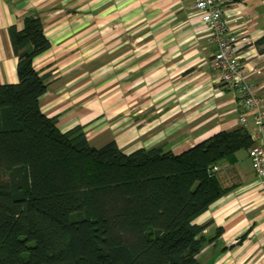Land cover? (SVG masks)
I'll use <instances>...</instances> for the list:
<instances>
[{
    "label": "crops",
    "instance_id": "1",
    "mask_svg": "<svg viewBox=\"0 0 264 264\" xmlns=\"http://www.w3.org/2000/svg\"><path fill=\"white\" fill-rule=\"evenodd\" d=\"M223 2L242 76L264 97V43H257L264 0ZM33 12L51 42L34 60L47 74L41 109L58 117L61 131L81 125L93 145L115 140L126 153L159 146L180 153L241 125L264 143L258 125L239 121L241 98L219 79L217 43L194 0H0V84L18 82L8 29ZM237 158L222 173L239 186L195 219L211 239L202 264H264V188L248 150Z\"/></svg>",
    "mask_w": 264,
    "mask_h": 264
},
{
    "label": "trees",
    "instance_id": "2",
    "mask_svg": "<svg viewBox=\"0 0 264 264\" xmlns=\"http://www.w3.org/2000/svg\"><path fill=\"white\" fill-rule=\"evenodd\" d=\"M8 33L18 82L0 84V264H202L211 239L195 219L239 186L222 172L257 144L250 130L180 153L97 147L83 126L63 132L41 109L47 74L34 60L51 47L41 16Z\"/></svg>",
    "mask_w": 264,
    "mask_h": 264
},
{
    "label": "built area",
    "instance_id": "3",
    "mask_svg": "<svg viewBox=\"0 0 264 264\" xmlns=\"http://www.w3.org/2000/svg\"><path fill=\"white\" fill-rule=\"evenodd\" d=\"M201 12V19L209 40L217 43L214 53V65L221 82L236 86L244 112L239 115L241 123L252 120L264 133V97L259 96L254 83L244 79L241 72L238 45L235 38L229 36V21L225 17L223 0H194ZM252 169L264 188V143H257L248 150Z\"/></svg>",
    "mask_w": 264,
    "mask_h": 264
}]
</instances>
